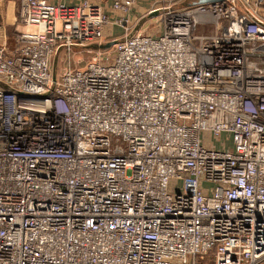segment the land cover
<instances>
[{"label": "built area", "instance_id": "1", "mask_svg": "<svg viewBox=\"0 0 264 264\" xmlns=\"http://www.w3.org/2000/svg\"><path fill=\"white\" fill-rule=\"evenodd\" d=\"M139 2L18 0L0 264H264V0L152 8L157 35L52 73Z\"/></svg>", "mask_w": 264, "mask_h": 264}, {"label": "rangeland", "instance_id": "2", "mask_svg": "<svg viewBox=\"0 0 264 264\" xmlns=\"http://www.w3.org/2000/svg\"><path fill=\"white\" fill-rule=\"evenodd\" d=\"M163 8V7H160ZM178 9V7H176ZM132 14H134L132 12ZM134 16V15H133ZM161 22H163V16H156L149 18V14H145L143 16L132 17L128 22H124L122 25L117 26L115 28L107 27L104 30V38L102 40L101 45L110 43L112 41H116L121 39L124 35L131 34H154L157 35L161 30ZM111 28L114 30L112 34L106 36V31ZM17 31H24L21 25L8 34L7 46L11 47L14 44V37L17 34ZM199 34V31H197ZM98 46L95 42L88 43L86 48H73L71 54L69 56H63V54H59L55 63L54 71L55 73H60L64 68V65H70L72 68H78L85 65V63L91 61L93 58L97 56L98 53H101V56L110 57L113 53V47L108 50H98L96 48ZM104 55V56H103ZM54 60V59H53ZM54 65V62H53ZM211 258V254H209L204 262V264H212L209 259Z\"/></svg>", "mask_w": 264, "mask_h": 264}, {"label": "crops", "instance_id": "3", "mask_svg": "<svg viewBox=\"0 0 264 264\" xmlns=\"http://www.w3.org/2000/svg\"><path fill=\"white\" fill-rule=\"evenodd\" d=\"M53 4L63 3L65 5H75L77 0H49ZM199 0H140L138 6L133 10L132 17L143 16L152 8H160L166 6H175L180 9H185L189 5L194 4ZM18 0H0V44L7 43L9 32L16 30L19 27L17 15ZM134 15V16H133ZM114 30L109 28L106 31V36L112 34ZM54 59V58H53ZM54 60L51 62V70L56 74L53 66Z\"/></svg>", "mask_w": 264, "mask_h": 264}, {"label": "water", "instance_id": "4", "mask_svg": "<svg viewBox=\"0 0 264 264\" xmlns=\"http://www.w3.org/2000/svg\"><path fill=\"white\" fill-rule=\"evenodd\" d=\"M218 1H223V0H199V1L195 2L194 4L189 5L188 7L195 6V5H200V4L218 2ZM159 14H160L159 11L152 12L151 14H149V18L156 17ZM118 41L119 40H116V41H112V42L107 43V44H103V45H100V46H96V48L98 50H108L109 48L113 47ZM59 53H60V51L58 50L57 53H56V55H55V57H54V65H53L54 67H55V63H56V60H57V57H58Z\"/></svg>", "mask_w": 264, "mask_h": 264}]
</instances>
